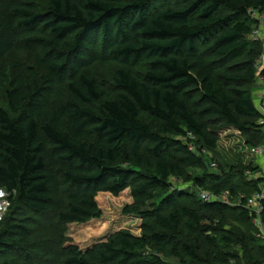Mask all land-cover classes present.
Segmentation results:
<instances>
[{
	"label": "trees",
	"instance_id": "16d2710c",
	"mask_svg": "<svg viewBox=\"0 0 264 264\" xmlns=\"http://www.w3.org/2000/svg\"><path fill=\"white\" fill-rule=\"evenodd\" d=\"M155 1L42 0L40 7L0 0V88L9 85V106L0 105V188L8 193V212L18 204L35 215L56 212L62 223H84L102 216L99 192L132 187L137 207L126 212L156 226L141 236L120 231L85 251L71 248L61 253L63 264H164L145 255L149 246L170 248L182 264H264V240L247 207L264 182L256 177L259 166L246 167L251 178L241 170L234 180L235 173L206 169L190 148L196 142L216 149L218 131L229 126L250 148L264 143L260 111L246 86L259 73L264 77L258 67L264 41L249 37L256 23L249 10L264 11V0L153 7ZM19 44L38 47L50 73L18 61ZM95 61L122 65L112 95L89 71ZM189 168L204 171L193 178ZM172 177L211 183L216 195L226 191L242 201L181 203L185 193ZM151 201L156 207L143 209ZM200 210L230 214L245 229L205 231ZM12 213L0 221V256L31 243L27 221ZM183 223L199 235L183 239Z\"/></svg>",
	"mask_w": 264,
	"mask_h": 264
},
{
	"label": "rangeland",
	"instance_id": "374dc122",
	"mask_svg": "<svg viewBox=\"0 0 264 264\" xmlns=\"http://www.w3.org/2000/svg\"><path fill=\"white\" fill-rule=\"evenodd\" d=\"M26 1V0H25ZM30 2H36L42 7V0H27ZM168 5H176L175 0H156L153 7H166ZM16 20H13L15 25ZM13 25V26H14ZM255 26L253 27V29ZM26 32V31H25ZM259 33L263 35L261 40L264 41V28H260ZM17 33L20 35L19 30ZM18 35V36H19ZM22 35V33H21ZM20 35V38H21ZM252 35V34H251ZM249 36L252 38V36ZM15 57L18 61L23 62L25 65L33 68L39 74L50 73L45 61L42 59V55L36 46H29L19 44L16 50ZM244 58V57H243ZM213 59V58H211ZM9 64L12 63L11 58H7ZM242 59L228 61L224 65L225 68L228 66L240 63ZM259 70L264 68V54L258 59ZM120 63L109 61L107 63L93 62L90 65L89 71L92 72L93 76L96 77L106 88L109 95L116 92L113 83V76L116 71L121 68ZM224 68V69H225ZM144 65L137 68L138 73L144 71ZM263 79L260 73L256 80L246 85L251 89L253 96L258 103L259 95L263 93ZM8 83L2 85L0 88V105L8 107V100L6 97V90L8 89ZM54 93L55 98L59 96V88ZM218 144L216 149L204 148L200 143H196L193 146L195 154L200 155L206 162V169L211 172L221 173L227 177L229 173H235L233 179L237 180L241 177L239 173L244 170L248 177L251 178L252 174L248 166L258 165L260 172L256 174V177L260 176L264 172V155H255L253 149L247 146L244 135L239 129L233 126L225 127L218 131ZM264 146V145H263ZM216 162V166L211 167V163ZM188 171L191 173L193 178L200 177L203 174V169L189 168ZM189 173V174H190ZM174 182L173 187L178 189V192L185 193L181 198L180 202L191 205H200L197 191L198 189H205L212 193H216L211 183H206L203 187H200L194 183V180L186 182L182 178L172 177ZM132 187H129L119 194H113L111 192L102 191L97 195L98 204L102 210V216L99 218H93L84 223L79 222H67L62 223L59 221L57 213L52 212L50 215H39L33 214L26 210L22 206L16 204L13 206L10 212L9 206L6 216L13 214V211H17V216L21 219L26 220L31 228L30 245L26 251L22 249H15L11 252L0 256V264H63L64 257L61 253L71 248H77L82 251L94 247L97 243L108 241L110 237L120 231H125L133 235L141 236L146 233V227H155L150 219L143 218L137 212H126L128 206H132L135 210V198L132 194ZM186 193L191 194V197H185ZM229 193V192H228ZM226 191L220 195L223 201H228L231 204L239 205V200L235 196L231 197ZM217 194V193H216ZM156 207V203L151 201L143 209H153ZM14 209V210H13ZM201 213L206 217L203 220V227L206 231L210 228H221L226 227L236 231L245 229V223L235 221L233 216L227 214L226 217L217 216L213 213L200 210ZM4 215V217H5ZM210 227V228H209ZM158 228V227H157ZM248 231V230H247ZM180 234L183 239H188L190 236L194 238L199 234L190 232L184 226V223L180 226ZM203 236V235H202ZM239 250V249H238ZM242 253V251H239ZM145 255L150 257L152 261H155L156 257L162 259L164 264H182L179 259L173 256L171 249L168 248L165 251L159 252L153 246H149L145 249ZM255 254H257L255 252ZM241 259L242 256H241ZM114 264H130L122 263L117 261ZM139 264H155V263H139ZM235 264V260L233 262Z\"/></svg>",
	"mask_w": 264,
	"mask_h": 264
},
{
	"label": "built area",
	"instance_id": "2783aa9c",
	"mask_svg": "<svg viewBox=\"0 0 264 264\" xmlns=\"http://www.w3.org/2000/svg\"><path fill=\"white\" fill-rule=\"evenodd\" d=\"M249 15L256 20L255 28L251 33L252 39L256 41L261 40L263 35L258 31L260 28H264V11L250 9ZM257 106L260 111L259 123L264 128V79L263 93L259 95V103L257 104ZM263 145L264 143L255 148H252L255 155H264ZM190 148L193 149V146L191 145ZM214 166H216V162L211 163V167ZM262 176L264 177V172ZM197 195L198 198L204 202H211L217 199H221L220 196L202 188L198 189ZM241 201L242 199L239 200V203H241ZM10 204L11 202L8 198L7 191L3 188H0V221L3 219ZM247 207L250 209L253 223L258 229L259 236L264 240V182H262L260 188L248 198ZM231 262L233 261L231 260Z\"/></svg>",
	"mask_w": 264,
	"mask_h": 264
},
{
	"label": "water",
	"instance_id": "95a60500",
	"mask_svg": "<svg viewBox=\"0 0 264 264\" xmlns=\"http://www.w3.org/2000/svg\"><path fill=\"white\" fill-rule=\"evenodd\" d=\"M258 103H259V101H258ZM258 103H257V104H258Z\"/></svg>",
	"mask_w": 264,
	"mask_h": 264
}]
</instances>
